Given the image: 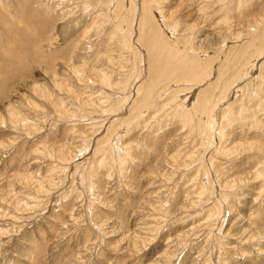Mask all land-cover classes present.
Masks as SVG:
<instances>
[{"label": "rangeland", "instance_id": "374dc122", "mask_svg": "<svg viewBox=\"0 0 264 264\" xmlns=\"http://www.w3.org/2000/svg\"><path fill=\"white\" fill-rule=\"evenodd\" d=\"M148 1L0 0V264H264V0Z\"/></svg>", "mask_w": 264, "mask_h": 264}, {"label": "bare ground", "instance_id": "6f19581e", "mask_svg": "<svg viewBox=\"0 0 264 264\" xmlns=\"http://www.w3.org/2000/svg\"><path fill=\"white\" fill-rule=\"evenodd\" d=\"M132 4H133V6H132V9H133V11L136 9L137 10V8L135 7V5H136V0H132ZM135 4V5H134ZM145 5V6H144ZM153 5V7H156L157 9H159V14L161 15V17L163 18V19H168V17H166L165 16V14H164V12H162L161 10H160V8H162V5L160 4V1H157V0H149L148 1V3H146V2H144V4H143V9H145L146 10V12H148V10L145 8V7H149V8H151V6ZM153 9V8H152ZM136 10H135V12H136ZM158 11V10H157ZM153 15V14H152ZM155 15V14H154ZM145 18H147V17H145ZM145 18H143V20H142V22H144V24H142L143 25V31H145L146 29H148V30H146V33L145 34H147V37H149V44H148V46H149V51L150 52H159V54H158V56H152L151 54V58H150V60H151V63H155V62H158V61H160L161 62V64H163V66L165 67V68H167L168 70H170V71H172V72H174L173 71V68H171V69H169V67H172V66H175L177 63H182V64H185V63H192V65H194V66H196L195 64L197 63V62H195V60H194V57L193 58H191V57H189V56H186L185 58H183V59H181V57H183L182 55H178V49H175L177 46L176 45H171L168 41L170 40H168L167 42H166V48H167V52H165V49L163 48V47H161L163 44H162V37H161V35H159V34H163L162 32H159V34L157 33L156 34V31L158 32V30H159V28H158V26H159V24L157 23L156 25L157 26H155L152 22L154 21V20H156V19H154L153 20V18H151V17H148L147 19H148V23H149V26H147L148 28H146L145 26V24H147V20L145 19ZM155 18V17H154ZM151 23V24H150ZM162 23V22H161ZM166 23V22H165ZM169 23V22H168ZM145 25V26H144ZM162 25V24H161ZM166 25V24H165ZM169 25H170V23H169ZM124 27V26H123ZM160 28H161V26H160ZM159 31H161V30H159ZM148 32L149 33H151V34H148ZM158 37H161V39H160V41H158ZM156 39H157V41H156ZM163 40H164V38H163ZM171 42H172V39L170 40ZM145 44V43H144ZM175 44V43H174ZM177 44V43H176ZM146 45V44H145ZM165 45V44H164ZM158 48V49H157ZM162 49H164V50H162ZM177 50V51H176ZM194 55V54H193ZM197 57V56H196ZM168 58V59H167ZM210 59V58H209ZM211 60V59H210ZM189 61V62H188ZM194 61V62H193ZM204 61V60H203ZM206 61H207V59H206ZM205 61V62H206ZM209 61V60H208ZM207 61V62H208ZM199 64V63H198ZM208 64V63H207ZM189 66V65H188ZM209 66V65H208ZM191 67V66H190ZM200 68V67H199ZM208 68V67H207ZM199 70V69H198ZM181 71V70H180ZM190 72H192V71H190ZM207 72V71H206ZM176 74H179V72H176ZM198 74V73H197ZM168 75H170V74H168ZM210 75V73L208 72L207 73V75L205 76V77H208ZM182 76V75H181ZM190 78L191 79H194V76H190ZM196 79V78H195ZM208 90V89H207ZM204 92H208V91H205V90H203ZM210 92V91H209ZM208 92V93H209ZM200 96H202V95H200ZM205 98V97H204ZM198 101V100H197ZM206 106V107H205ZM209 106V101H203V102H201V103H199L198 105H197V109H194V111L196 112H198V111H202V110H200V109H204V110H207V111H209V109H210V107H208ZM209 108V109H208ZM186 112H188V111H186ZM185 112V114H187V115H185L184 117H185V120L187 119V117H188V114L190 113H186ZM196 112V113H197ZM212 117V116H211ZM190 119V118H189ZM188 119V120H189ZM206 121V120H205ZM204 121V122H205ZM203 122V123H204ZM206 125V124H205ZM209 126V125H208ZM207 126V127H208ZM203 127V126H202ZM211 127V126H210ZM202 129V128H201ZM203 129H205L204 127H203ZM241 146V145H240ZM234 148V147H233ZM230 151V150H229ZM233 152V151H232Z\"/></svg>", "mask_w": 264, "mask_h": 264}]
</instances>
